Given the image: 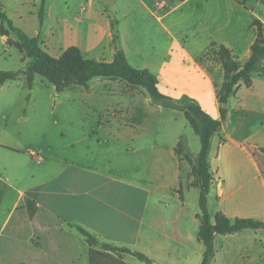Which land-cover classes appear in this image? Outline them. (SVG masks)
I'll list each match as a JSON object with an SVG mask.
<instances>
[{"label":"crops","instance_id":"1","mask_svg":"<svg viewBox=\"0 0 264 264\" xmlns=\"http://www.w3.org/2000/svg\"><path fill=\"white\" fill-rule=\"evenodd\" d=\"M114 1L115 17L100 24L97 0H81L79 14L99 24L88 42L76 46L82 55L112 62L115 33L130 67L156 79L161 73L189 72L190 77L174 88H189L188 98L220 121L215 91L223 82V69L218 60L205 56L222 46L244 64L257 38L254 20L264 28V0ZM4 3L0 0L3 12ZM45 3L41 48L57 58L71 46H64L63 38L50 28L64 20L52 14L58 8L55 1ZM25 4L37 8L38 0ZM27 15L39 23L37 12ZM9 39L0 35V47ZM11 81L0 86V95ZM26 84L24 80L31 93ZM118 87L130 98L144 97L151 107L146 95L127 84L94 79L78 86L84 112L76 130L50 128L44 133L35 114L0 112V264H146L128 254L89 246L77 228L101 242L143 254L152 264L201 263L198 199L192 203L188 196V190L198 188L183 187L186 191L179 193L189 174L175 153L179 139L166 144L154 132L157 138L146 140L150 131L128 128L127 119L142 114L130 103L117 109L113 89ZM185 140L189 147L192 139ZM199 149L200 142L197 151H190L196 155ZM263 151L264 76L255 74L249 87L240 83L229 98L226 119L211 138V217L221 213L231 221L264 223ZM213 245L211 264H264V229L216 236Z\"/></svg>","mask_w":264,"mask_h":264},{"label":"rangeland","instance_id":"2","mask_svg":"<svg viewBox=\"0 0 264 264\" xmlns=\"http://www.w3.org/2000/svg\"><path fill=\"white\" fill-rule=\"evenodd\" d=\"M26 1L29 0H5L4 13L6 14L8 20L11 21V25L16 31L22 32L28 38L37 37L39 45L41 46L40 32H44V26L38 23L35 17L27 15V13L30 11L33 13L37 12L38 15L41 0H38L37 8L25 4ZM46 1L48 0H45V2ZM51 1H55L56 6L58 7L54 8L52 13L53 16L57 17L58 19L64 18V20L61 21L59 19L60 21L50 26V28H53L52 31H54L56 35H60L63 38L64 46L79 47L80 45H84L83 43L88 42V39L91 38L95 34V32L99 31V24L94 22L93 19L87 17L86 15L79 14V4L81 0ZM97 2L98 5L96 16L100 19V24H105V22L113 20V17H115L113 8L115 1L97 0ZM61 7L63 9H61ZM60 10H62L64 14H61ZM46 11V3H44L43 21L46 16ZM20 17L23 18L20 19ZM1 25L4 26L6 35H8L10 39L8 40L7 45H3L0 47V50H3L2 57L0 58V71H17L20 72V74L15 79V81H11L10 85H7L3 89L2 94L0 95V112L26 113L28 116L30 114H35L38 129L39 131H42L44 133L50 130V128L55 131L78 129L81 118L79 115L81 112L82 114L84 112V110L79 107V96L77 93L78 86H73L61 93L56 92L55 86L53 85L52 81L49 78L34 72L32 70V60L30 58H27L24 53L17 48L16 43H18L19 41L18 33L8 31L9 27L7 23H2V21L0 20V26ZM37 32L38 34L36 36ZM262 34L264 36L263 27ZM84 39H86V41H83ZM12 46H14L15 48ZM18 50L22 53V55ZM217 50L218 48L212 49V51H210L208 55H206L208 58L205 56V59H209L211 61H219L218 57L215 54ZM203 61L204 60H201V62ZM173 63L178 65L177 58H174ZM213 66L212 69L214 70L215 67ZM258 71L259 70H257V72ZM28 72L32 73V84L30 87V89L32 88L31 93H29L28 89L23 86V81L25 80V82H27L26 77ZM214 74H216V71H214ZM255 74L256 73H253V75ZM189 77V72L161 73L157 78L158 90L161 94L170 98L177 104L192 103L193 105L200 107L199 105L195 104L193 100L188 98V95L191 92L189 88H174L175 84L179 85L183 83L181 82L182 80L184 81ZM95 79L105 80L107 78ZM119 82H122L125 85L127 84L123 81ZM223 83L224 72L222 84ZM221 86L217 91H215L217 100ZM130 88L139 90L140 93L146 95L147 98H149L144 89L140 87ZM113 90L115 91V95H113V98H116L119 103L117 109H125L130 103V108L139 109L142 114V116L137 119H127L129 125L128 128L137 131H150L149 133L151 134L146 137V140H153L154 138H157V136H152L154 132H157L161 136L160 139H164L166 144L174 145L176 137L179 139V141H181L183 150L184 152H187L190 158V162L187 163L183 161V163L186 164L189 168V174L187 176L188 180H186L187 183H183V186L179 193H182L184 188H189L191 186H196L198 188L197 177L193 174V168L196 166L197 154L194 155L191 151H193V149L194 151H197V147H199V140L197 135L185 120L183 113L176 109H167L160 105H157L150 98L149 103L151 107H148V105L144 102V97L142 96L135 95L130 98L126 94L119 92L121 91L120 87L114 88ZM38 136L39 143H41L40 137L42 135L40 132ZM185 138H188V140H194L196 148L194 147L192 140H190V146L187 147ZM33 155V157L36 159L37 154ZM38 160L40 161V158H38ZM185 191L186 190H184V192ZM188 196L193 203L195 199H198L199 197V189L188 190ZM159 264L166 263L163 260L159 262Z\"/></svg>","mask_w":264,"mask_h":264},{"label":"trees","instance_id":"3","mask_svg":"<svg viewBox=\"0 0 264 264\" xmlns=\"http://www.w3.org/2000/svg\"><path fill=\"white\" fill-rule=\"evenodd\" d=\"M44 3L45 0H41L38 13L40 24L43 22ZM0 20L2 23H7L9 27L8 31L18 33L19 41L16 43L17 48L27 58L32 60V70L34 72L52 81L56 92L61 93L73 86L85 87L95 78H107L126 82L130 87H140L146 91L149 98L155 104L167 109H176L183 113L185 120L198 136L200 142L196 166L193 168V174L197 177L199 189V214L197 217L200 224L197 231V239L204 247L200 264H211L214 257L213 242L216 236L233 234L244 230L264 229L263 222L252 219H235L231 221L221 213H217L211 217L207 208V197L213 181V174L210 171L208 159L211 138L219 130L221 121L226 119L227 103L240 83L249 87L253 73H256L259 77L264 76V68L261 67V60L264 58V36L262 34V24L259 21L254 20L253 22L257 30V38L251 46L250 58L244 64H238L230 52L222 46L218 47V50L215 52L224 72V83L218 93L220 121H217L192 103L177 104L161 94L157 87V79L152 73L145 70H136L128 65L122 50L117 45L115 33H113L112 39L115 49L112 62L108 63L85 58L79 49L73 46L66 48L58 58H54L41 48L37 37L28 38L22 32L16 31L12 27L11 21L8 20L6 14L1 10ZM0 35H6L3 25L0 26ZM257 70L259 71L257 72ZM19 74L20 72L17 71H0V86L7 81L15 80ZM26 80L30 88L32 84L31 72L27 73ZM175 153L180 161L190 162L187 152L183 150L181 141L177 143ZM77 232L85 239L89 246H97L119 256L128 254L146 264H152V261L143 254L101 242L82 228H77Z\"/></svg>","mask_w":264,"mask_h":264},{"label":"built area","instance_id":"4","mask_svg":"<svg viewBox=\"0 0 264 264\" xmlns=\"http://www.w3.org/2000/svg\"><path fill=\"white\" fill-rule=\"evenodd\" d=\"M164 3L163 2H159V5H163ZM170 8V7H169ZM34 156V155H33ZM36 160H37V162H40L39 160H38V158H36Z\"/></svg>","mask_w":264,"mask_h":264}]
</instances>
